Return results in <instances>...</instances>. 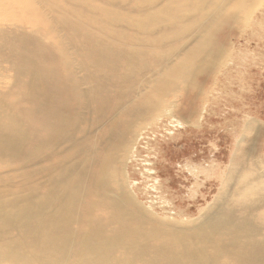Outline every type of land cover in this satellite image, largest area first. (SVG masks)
Returning a JSON list of instances; mask_svg holds the SVG:
<instances>
[{"label":"bare ground","instance_id":"1","mask_svg":"<svg viewBox=\"0 0 264 264\" xmlns=\"http://www.w3.org/2000/svg\"><path fill=\"white\" fill-rule=\"evenodd\" d=\"M263 10L264 0H0V264H264L260 119L226 123L208 156L171 148L206 115L195 104L207 80L234 60L225 32ZM141 148L143 183L129 170Z\"/></svg>","mask_w":264,"mask_h":264},{"label":"rangeland","instance_id":"2","mask_svg":"<svg viewBox=\"0 0 264 264\" xmlns=\"http://www.w3.org/2000/svg\"><path fill=\"white\" fill-rule=\"evenodd\" d=\"M225 34L226 35L223 37L225 41L224 44L230 49L234 60L228 65L226 74H219L217 77L212 76L207 80L206 92L196 100L197 103L195 104L197 107L196 110L198 111L197 114L202 115L201 109L203 106L205 109L203 116L206 114L207 117H205V115L203 119L201 118V120L191 123L187 130H183L180 133L178 132L176 136L181 135L182 137L176 138V141L174 140L171 143L172 152L177 155H188L193 159L208 156L212 148L211 144L215 142L214 139H216V136H218L220 132L224 135H228L229 129L226 128L228 126L226 123H230V121H235V123L239 124L236 126L238 130L241 129V123L247 115L260 119L264 124V10L263 13L260 11L254 14L247 25L238 24L235 27H231L229 32L226 31ZM227 44L228 46L231 45L228 47ZM174 96H176V99L179 101V109L183 111H188L190 109L191 102L184 90L178 91ZM206 97H208V99H206ZM203 103L204 105H202ZM232 105L236 108L235 110L232 109ZM237 119L239 120L237 121ZM250 132L243 133L246 135L245 139L253 137L254 131H252V133ZM241 136L242 135H239L238 138H241ZM230 138L231 133L229 134V138L222 143L225 148H228V146H236L231 142ZM184 139H188L186 141L187 145H185ZM261 141L260 159L261 162L263 161L264 163V135L261 137ZM143 150L141 148L137 153L139 155V160L132 162L129 167L132 177L139 178L140 180L138 181L140 183L148 179L139 173L138 170L140 167L143 169L144 163L147 162H141L140 158L144 159L149 156L148 152ZM211 182L213 189H215L218 184L214 186L215 180L213 179H211ZM149 183H151V181H149ZM142 185L145 186V184ZM155 194L156 193H150L153 198ZM185 200L188 204L183 202L184 205H182L181 208H185L187 212H190V214L192 213L191 217H195L198 214V210L189 205L190 201H192L191 198L187 197ZM162 203L163 202L156 200L157 209L163 207ZM172 208V211L177 209L175 206H172ZM170 214L173 216L171 218H182V216H178L176 213ZM189 217L190 216H184L183 218Z\"/></svg>","mask_w":264,"mask_h":264}]
</instances>
